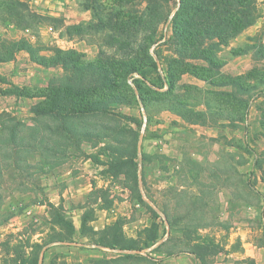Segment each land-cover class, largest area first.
Listing matches in <instances>:
<instances>
[{
  "label": "rangeland",
  "instance_id": "374dc122",
  "mask_svg": "<svg viewBox=\"0 0 264 264\" xmlns=\"http://www.w3.org/2000/svg\"><path fill=\"white\" fill-rule=\"evenodd\" d=\"M61 2L63 9H58ZM254 3L253 23L264 16V0H255ZM178 7L177 0H0V21L11 20L19 28L32 29L39 23L63 28L81 26L87 28L89 34H94L95 28L106 27L103 32L108 46L99 54L103 61L100 64L106 70H121L119 92L125 94L128 91V77L125 76L130 66H123L122 62L130 55L137 60L135 68L138 71L151 70L146 62L147 44L160 34L167 42L163 49L167 51L166 67H190L191 63L185 59L193 54L194 49L191 46L184 49L172 29ZM85 8L90 14L87 19L81 14ZM81 17L82 21H78ZM262 22L261 29L249 38L262 42L259 53L264 57V17ZM158 23H167V29L160 33ZM148 24L150 29H138L144 25L148 27ZM230 34L229 30L223 33L227 38L224 41L226 45L236 37H229ZM41 36L46 37L44 34ZM200 37L204 38L202 46L205 50L209 46L212 49L204 51V55L213 53V64L217 67L206 73L216 90L205 96L208 111L215 115L218 125L215 143H210L211 150L215 146V162L206 158L200 165V174H195L197 166L192 164L190 157L166 159L160 153V146H166L188 156L191 144L173 145L168 141L151 143L152 154L145 153L151 145L147 138L139 144L140 135L158 140L160 135L169 131L173 135L177 132L168 131V127L144 132L143 122L137 115L127 116L120 111L119 134L122 137L119 159L116 160L115 156L114 159L111 156L97 158V161L111 167H97L90 174L85 172L84 177L73 179L72 196L69 190L65 193L67 184L63 179L62 158L53 161L47 158L39 169L23 176L27 181L22 185L24 200L17 207L8 205L2 212L0 208L2 264H159L163 256L159 252L153 253L150 248L156 244L159 247L160 241L166 238L172 246L169 250L203 248L202 252L207 253L209 246H220L217 242L223 241V238L218 240L217 235L209 236V227L217 233L225 228L239 239L237 232L241 216L264 215V197L263 203L257 204L258 193L255 190L256 173H264V111L261 110V105H264V60L257 61L253 57L252 67L241 77L222 73L218 71L221 58L227 56L229 50L218 55L222 48H212L208 38ZM185 40L189 41L188 37ZM40 45L39 48H50L42 41ZM249 48L250 45L246 44L232 47L230 51L234 54ZM173 60L182 62L175 64ZM79 61L76 55L74 62ZM136 78L140 80V77ZM104 82L107 89L109 83ZM139 87V92L144 91L143 86ZM229 87L231 91H228ZM124 96L120 100L121 105L132 99L130 92ZM181 96H169L171 106L179 102L181 113H184L182 109L185 110L184 103L194 102L202 106V95ZM113 105L115 102H109L107 108L111 110ZM237 121L241 123L236 124ZM118 161L122 162L120 169L115 168ZM47 162L53 164L51 167L56 164L59 167L45 169ZM213 167L216 170L215 190L208 191L206 172ZM80 171L77 169L72 176H78ZM228 175L232 183L231 199H225L223 191ZM212 180L211 177L210 182ZM196 182L205 185L199 196L190 186ZM88 183L91 189L86 191ZM166 183L169 184L168 191L166 187H160ZM179 185H189V189L177 190ZM74 187L83 189L74 192ZM12 216L18 217L16 231L8 221ZM248 225L254 227L256 224ZM167 230L170 231L169 237ZM234 243L239 245L237 241Z\"/></svg>",
  "mask_w": 264,
  "mask_h": 264
},
{
  "label": "crops",
  "instance_id": "0c3cea01",
  "mask_svg": "<svg viewBox=\"0 0 264 264\" xmlns=\"http://www.w3.org/2000/svg\"><path fill=\"white\" fill-rule=\"evenodd\" d=\"M62 4L63 2L57 8L63 9ZM177 4H179V0H177ZM88 10V8H85L81 13L83 18L87 19L90 16ZM82 17L78 21H82ZM263 17L260 16L255 23L238 33L229 44H218V47L222 48L218 55L225 52L226 49L229 50L228 55L221 58L222 63L218 71L241 77L252 67L253 57L257 61L259 59L264 60L263 55L259 53L262 42L249 38L261 29ZM78 21H67V23L78 24ZM86 29L69 30L62 26L55 27L40 23L35 29L31 27L19 28L14 21H0L1 212L8 205L14 208L21 204V201L24 200L22 185L23 183L27 184L23 176L28 173L32 174L35 169H39L41 163L47 158L51 160L53 158L64 159L63 179L67 184L65 193L69 190L70 196H72L73 179L84 177L83 173L88 172L90 174L97 167L110 168L108 163L105 164L96 159L107 156L114 159V156H119L118 151L122 137L119 134L121 112L132 117L137 115L140 121L143 122L144 132L156 127H168V131L175 130L177 133L174 135L169 131L166 135H160L158 140L156 138L151 139V136H143L144 134L140 135L138 138L139 144L145 138H147L146 141L150 145L157 141L158 143L168 141L173 145L179 143L191 144V153L188 156L172 148L168 149L166 146H160V153H163L166 159L190 157L193 161L192 164L197 166L195 174H200L198 172L200 171V165L206 158L211 160L212 163L216 160L215 146L213 145L211 150L210 143H215L218 125L215 122V115H211V112L208 111L207 99H205V96L214 93L216 90V86L210 77L206 75L212 68L210 57L198 54L188 56L185 61L191 63L190 69L183 68L172 71L165 65L167 51L163 49L166 48L167 42L164 35L161 34L147 44L150 57L148 59L149 63H155L156 68L147 70L144 77L137 71L127 74L132 97L130 102L121 105L120 100H117L109 114L87 113L78 118L70 115L65 119L64 133L56 132V127L61 129V126L58 125L59 122L51 116H43L38 112L39 104L45 98L42 91L44 92L50 84H59L66 80L69 75L73 76L74 72L66 69L59 61L52 60V63L47 62L48 64H46L41 62L40 58L44 57L49 60L55 55L56 50H70L79 53L80 58L85 63H98V61L102 63L103 61L100 59L102 57L99 54L104 52L106 46H108V41L105 42L104 40L105 32H103L106 27L95 28L94 34H89ZM138 29L146 31L150 29V25L148 24V27L144 25ZM157 29L161 33V31L167 29V23H158ZM41 34L46 35V37L41 36ZM41 37L43 38L41 39ZM22 41L27 42L30 50L26 47H16L12 52L6 51L4 45ZM41 41L45 42L50 48H39ZM207 41L217 42L214 38ZM246 44L250 45L247 51L234 54L230 51L232 47ZM96 69L99 68L96 67ZM99 71V76L103 75V68ZM136 77H140L144 89L142 92H139L135 85L134 78L137 79ZM227 89L231 91L230 87ZM177 95H202V106L194 102L184 103L185 110L182 109L184 113H181L178 109V101L173 100L177 103L176 106L169 104V96L176 97ZM261 107H263L261 110L264 111V105H261ZM117 108H121V110ZM162 119L165 121L163 122ZM172 123L175 126L171 125ZM235 123L240 124L241 121ZM49 127L50 129H48ZM60 134H63L64 138ZM230 137L229 134L228 138ZM63 142V145H58ZM205 145H207L206 148ZM152 148L151 145L145 153L152 154ZM51 165V162H47V164H44V168L54 170L59 167L56 165L51 167ZM27 167H30V170H27ZM77 169L82 172L80 171L78 176H72ZM215 172L214 167L206 172L209 178L206 186L208 191L215 190ZM210 176L213 179L211 182ZM228 177L227 182H224L223 189L225 199H231L232 197L231 176L228 175ZM256 179L255 190L258 193L256 203L261 204L264 197V173L257 172ZM171 186H174V184ZM190 186H192V190L198 192L199 196V191L205 185L202 186V184L196 182ZM160 187H166V191L170 189L168 183L161 184ZM187 188L189 189V185H179L177 190ZM82 189L74 187V192ZM90 189V183H88L86 191ZM29 194L34 196L33 192H29ZM165 197L169 199V195ZM240 201L242 204L244 203L243 200ZM263 207L264 204H262ZM8 221L12 225L11 227H15L13 231H16L18 217L12 216ZM239 223V232H237L239 239L230 230L228 232V230L222 228L217 233L209 227L207 234L214 237L217 235L218 240L223 238V241L217 242L220 243V246H209L207 253L202 252L204 251L203 248L169 250L168 248L172 246L169 242L167 243L168 238L160 241L159 247L156 244L150 249H153V253L159 252L163 256L159 264H264V215H243ZM249 223H255L256 225L251 227L248 225ZM167 233L169 237L170 231ZM2 235L0 223V238ZM227 235L228 237H226ZM235 241L239 242V245H236ZM1 255L2 253L0 257ZM0 264H2V261H0Z\"/></svg>",
  "mask_w": 264,
  "mask_h": 264
},
{
  "label": "trees",
  "instance_id": "16d2710c",
  "mask_svg": "<svg viewBox=\"0 0 264 264\" xmlns=\"http://www.w3.org/2000/svg\"><path fill=\"white\" fill-rule=\"evenodd\" d=\"M254 2L255 0H179L178 10L173 16V22H176L172 26L173 32L179 37L178 41L184 49H186V46H191V48L194 49L193 54L190 56L198 54L210 57L213 68L215 67L213 64L215 55H213V53L204 55V51L210 52L212 49H210L209 46V48L207 47L205 50L202 46V40L204 38L202 39L200 36H204L208 39H216V43L211 42L212 48L218 46V44H226L224 41H226L227 38L225 39V35H223L226 30H229L231 33L229 37L236 36L253 23V19L255 17ZM72 27L73 28L68 29H81V26ZM186 36L189 41L185 40L187 38ZM4 46L6 47L7 52H12L16 47H26L30 50V47L25 41L8 43ZM76 55H78L80 59L79 63L74 62ZM146 55V62L150 64L151 69H155L156 64L151 62L149 63V54L147 53ZM128 57L129 58H127V60L122 62L124 63L123 66H130L125 77L133 71H137L142 77H144L147 70L138 71L135 68L137 67L136 65H138L136 63L137 60H133V57L130 55ZM40 59L41 62L46 64L52 63V60L56 62L59 61L66 69L74 72L73 76L69 75L66 80L60 82L59 84H50L44 91L43 95L45 98L41 101L38 107L39 114L47 117L51 116L59 122L58 125L61 126V129L58 127L55 128L58 133H64V126L66 124L65 119H67L70 115L78 118L79 116L87 113L98 112L109 114L111 111L107 108V103L124 99V95L130 92V86L128 84H126L128 90L127 93L121 94L119 92V78L121 77V70H106L104 69V65L100 64V61H98V63H85L80 58V54L75 51L56 50L55 55L49 60H46L44 57H41ZM177 62H182V60L174 61L175 64H177ZM96 67L99 69L103 68V75L99 76L100 71L99 69L97 70ZM216 68L217 67H215V69ZM185 69H190V67L185 66ZM170 70L176 71L180 69L172 68ZM105 80L109 83L107 89H105L104 85ZM134 82L136 83L135 85L137 88L142 86L139 79L134 78ZM48 129H50V127ZM104 134L106 133L104 132ZM60 135L64 138L63 134ZM63 144L64 142L58 145ZM119 149H121V147H119ZM59 159L60 158H53L51 161ZM115 159L118 160L119 158L115 156ZM46 161L47 159L44 160V162ZM121 163L122 162L119 163V161L116 162L115 168L120 169ZM112 166H114V164Z\"/></svg>",
  "mask_w": 264,
  "mask_h": 264
}]
</instances>
